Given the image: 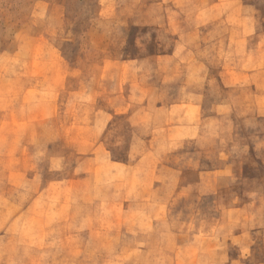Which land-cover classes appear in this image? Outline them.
<instances>
[{"label": "rangeland", "instance_id": "rangeland-1", "mask_svg": "<svg viewBox=\"0 0 264 264\" xmlns=\"http://www.w3.org/2000/svg\"><path fill=\"white\" fill-rule=\"evenodd\" d=\"M0 264H264V0H0Z\"/></svg>", "mask_w": 264, "mask_h": 264}]
</instances>
